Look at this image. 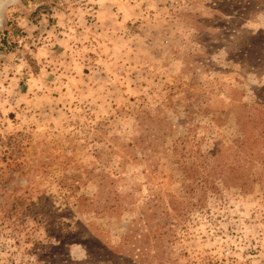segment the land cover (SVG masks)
Returning a JSON list of instances; mask_svg holds the SVG:
<instances>
[{
    "label": "rangeland",
    "instance_id": "374dc122",
    "mask_svg": "<svg viewBox=\"0 0 264 264\" xmlns=\"http://www.w3.org/2000/svg\"><path fill=\"white\" fill-rule=\"evenodd\" d=\"M0 264H264V0H0Z\"/></svg>",
    "mask_w": 264,
    "mask_h": 264
}]
</instances>
